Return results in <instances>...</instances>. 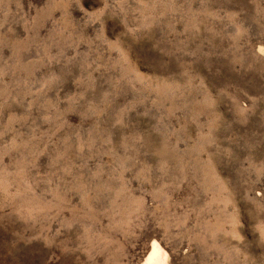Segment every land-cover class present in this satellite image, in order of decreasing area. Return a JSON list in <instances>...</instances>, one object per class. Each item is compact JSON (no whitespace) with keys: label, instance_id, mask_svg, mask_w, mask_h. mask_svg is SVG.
<instances>
[{"label":"rangeland","instance_id":"1","mask_svg":"<svg viewBox=\"0 0 264 264\" xmlns=\"http://www.w3.org/2000/svg\"><path fill=\"white\" fill-rule=\"evenodd\" d=\"M153 238L264 264V0H0V264Z\"/></svg>","mask_w":264,"mask_h":264},{"label":"bare ground","instance_id":"2","mask_svg":"<svg viewBox=\"0 0 264 264\" xmlns=\"http://www.w3.org/2000/svg\"><path fill=\"white\" fill-rule=\"evenodd\" d=\"M141 258H142L140 259L141 262H139L138 264H170L171 263L169 254L167 253V249L161 246V244H159V242H157L154 238L148 247L147 254L142 256Z\"/></svg>","mask_w":264,"mask_h":264}]
</instances>
